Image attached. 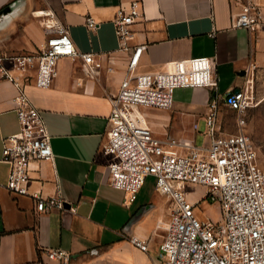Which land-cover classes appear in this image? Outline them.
Segmentation results:
<instances>
[{
  "label": "crops",
  "instance_id": "1",
  "mask_svg": "<svg viewBox=\"0 0 264 264\" xmlns=\"http://www.w3.org/2000/svg\"><path fill=\"white\" fill-rule=\"evenodd\" d=\"M131 1L0 0V51L17 53L41 47L46 40L41 13L52 11L68 26L76 47L94 52L102 63L100 72L91 76L80 59L63 57L51 87L26 85L29 99L43 114L54 152L52 160L35 164L29 194L6 187L10 165L1 160L2 140L19 130L14 101L18 89L0 79V264L32 263L48 247L70 251L72 264L155 261L162 241L156 222L169 218V203L155 190L148 194L144 185L132 206L124 207L126 193L110 184L106 157L99 154L111 98L140 45L145 47L136 73L156 71L170 61L190 57L207 56L215 63L217 91L179 88L172 108H140L159 138L196 143L198 122L206 119L212 103L216 104L217 131L236 133L237 111L224 99L247 79L253 80L259 103L264 101V26L255 30L233 26L245 4L254 2L264 8V0H142L143 13L132 25L134 35L125 49L114 19L119 7H128ZM88 16L98 22L93 29L86 24ZM250 115H245L248 134L254 130L249 126ZM35 192L60 197L64 208L37 212L31 195ZM131 236L146 240L148 250L132 243Z\"/></svg>",
  "mask_w": 264,
  "mask_h": 264
},
{
  "label": "built area",
  "instance_id": "2",
  "mask_svg": "<svg viewBox=\"0 0 264 264\" xmlns=\"http://www.w3.org/2000/svg\"><path fill=\"white\" fill-rule=\"evenodd\" d=\"M142 4V0H133L117 11L115 31L125 49L134 35L132 25L143 13ZM41 14L46 34L41 47L17 53L0 51V79L18 89L14 101L19 130L3 137L1 156L10 165L6 187L18 194H29L35 164L54 158L45 119L29 99L26 85L51 87L63 57L80 59L91 76L102 69L94 52L76 47L68 26L52 11ZM86 24L93 29L98 22L88 16ZM233 26L249 30L264 26V8L254 2L245 4L234 17ZM144 47L140 45L131 57L127 75L111 98L112 109L99 154L106 157L110 184L126 193L124 207L132 206L150 176L156 177V193L169 203V218L156 222L162 241L152 264H264V168L243 116L260 102L254 95L253 80L247 79L243 86L229 90L224 99L239 113L236 133L217 131L216 104L212 103L203 132L208 137L206 143L198 145L171 136L159 138L140 108L170 109L177 89L206 87L217 91L218 80L214 59L207 56L176 59L159 70L136 73ZM186 184L204 187L203 199L220 204L219 222L199 216L201 198L190 199ZM31 195L36 199L37 212L65 206L60 197H43L39 192ZM130 241L148 250L146 240L131 236ZM73 259L70 251L48 247L38 260L28 264H72Z\"/></svg>",
  "mask_w": 264,
  "mask_h": 264
},
{
  "label": "rangeland",
  "instance_id": "3",
  "mask_svg": "<svg viewBox=\"0 0 264 264\" xmlns=\"http://www.w3.org/2000/svg\"><path fill=\"white\" fill-rule=\"evenodd\" d=\"M257 96V95H256ZM250 109V110H249ZM243 116L247 114V112L251 113L249 118V126H254V130H249V134H251V138L254 140L258 153H259V164L264 168V101L259 103L256 106L250 107ZM254 114H252V112ZM228 115H233L232 112H229ZM239 113H237V117ZM237 119V118H236ZM251 123V124H250ZM197 136H196V144L200 145L206 143V138L203 132L207 128L206 119L201 118L198 122ZM225 126V125H224ZM156 177L150 176L145 184V190L148 194L152 195L155 190ZM185 190L188 192V196L192 200L200 199V203L198 205L199 216L202 218H209L213 222H219L222 218V210L221 206L217 202H209L207 199H203L205 194V188L196 185V184H186Z\"/></svg>",
  "mask_w": 264,
  "mask_h": 264
},
{
  "label": "water",
  "instance_id": "4",
  "mask_svg": "<svg viewBox=\"0 0 264 264\" xmlns=\"http://www.w3.org/2000/svg\"><path fill=\"white\" fill-rule=\"evenodd\" d=\"M10 10V8L8 7L7 9H6V11H9Z\"/></svg>",
  "mask_w": 264,
  "mask_h": 264
}]
</instances>
